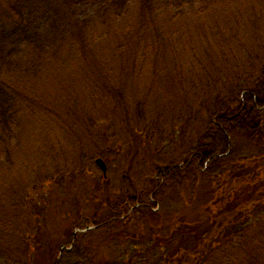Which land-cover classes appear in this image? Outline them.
Here are the masks:
<instances>
[{"label": "rangeland", "instance_id": "1", "mask_svg": "<svg viewBox=\"0 0 264 264\" xmlns=\"http://www.w3.org/2000/svg\"><path fill=\"white\" fill-rule=\"evenodd\" d=\"M190 19L183 30H173L177 33L165 44L170 60L152 63L175 72L168 76L153 75L152 70L139 73L145 66L133 70L132 61L125 77L114 82L120 88L130 82L135 88L125 97V106L114 100L121 106L119 113L111 114L108 108L95 112L97 107H90L85 114L83 105L91 102L90 98L85 100V92L73 96L69 87L65 92L58 91L60 104L74 110L70 116H92L91 122H97V133H91L92 127L74 122L67 124L63 132L64 127L37 121L31 143L23 142L13 148L18 153L11 156L13 164L6 163L0 171V264H55L63 246L70 249L72 234L84 227L85 219L104 215L124 186L132 194L136 184L156 176L157 167L164 166L167 160L181 162L198 145L190 116L193 108L202 110L200 119L212 116L216 102L213 100L217 98L213 89L225 90L232 83L251 87L255 77L264 73V0H241L227 13ZM173 39L176 40L171 42ZM178 59L184 67H175ZM210 73L215 76L205 78ZM171 89L174 94L168 92ZM232 152L235 163L206 191L217 195V188L225 184L226 197L243 207L250 200L254 203L252 212L244 214L237 227L232 214L221 210L227 208L223 205L215 217H209L212 224L205 222L194 232L187 229L183 235L172 236L169 241L174 242L173 264H180V256L196 255L202 249L201 238L207 236L209 243L220 235L227 236L221 240L228 241L227 247L215 259H211L210 250L206 251L210 255L206 254L202 264H264V144L244 150L237 142ZM97 158L108 164L105 181L95 165ZM211 197L201 192L200 204ZM168 203L173 206L170 216L165 220L148 218V224L161 222L162 228L171 230L182 219L197 224L195 215L201 217L207 205L191 212L190 208L184 211L185 204L171 197ZM161 208L158 212H163ZM140 222L146 219L141 218ZM245 222L249 224L243 229ZM136 228L130 224L133 236H137ZM125 230L126 227L118 228L114 235ZM232 235L233 240L229 241ZM103 239L113 240L107 234L98 238L99 243L92 241L93 264H118V245L113 252L100 244ZM81 251L83 254L84 246ZM150 251L147 257L152 255ZM64 264L69 263L66 260Z\"/></svg>", "mask_w": 264, "mask_h": 264}, {"label": "trees", "instance_id": "2", "mask_svg": "<svg viewBox=\"0 0 264 264\" xmlns=\"http://www.w3.org/2000/svg\"><path fill=\"white\" fill-rule=\"evenodd\" d=\"M239 2L241 0H0V171L6 163L13 164L11 156L18 154L13 148L23 142L31 143L37 121H49L50 126H61L59 129L64 127L63 132L67 124L74 122L92 127L91 133H97L94 127L97 122H91L94 121L92 116L83 115L78 119L70 116L74 110L60 104L58 91L64 89L65 92L69 87L73 96L85 92V100L91 99L89 104L83 105L85 114L90 107H97L95 112L108 108L111 114L119 113L117 109L121 106L114 100L124 102L125 106L128 100L125 97L135 88H131L130 82H125L123 88L114 82L125 77L132 61L135 62L133 70L145 66L139 73L152 70L156 76L171 75L175 69L152 63L170 60L165 44L177 33L173 30L177 27L183 30L191 17L227 13ZM178 60L175 67H184ZM214 76L210 73L205 78ZM250 86L245 88L232 83L225 90L213 89L217 98L213 100L216 102L212 116L200 119L202 110L198 108H193L190 116L197 130L198 145L181 162L167 160L164 166L157 167L156 176L144 184H136L132 194L124 186L122 192L113 197L104 215L85 219L82 229L90 225L94 229L76 236L72 234L69 245L73 242V249L64 250L55 264H64L66 260L69 264H93L92 241L107 234H111L113 240L103 239L100 244L112 251L118 245V264H173L171 237L183 235L187 229L194 232L205 222L212 224L209 217H215V212L223 205L227 208L221 210L229 211L236 220H232L234 226L238 227L244 214L252 212L254 203L248 200L243 207L230 196L226 197L225 184L217 188L219 194L214 196L206 190L235 163L234 143L241 142L244 150L252 149L254 144L261 147L264 144V73L255 77ZM168 92L173 93L172 89ZM237 175L240 173L233 176ZM103 180L106 179L103 177ZM201 192L205 196L212 195L206 206L200 204ZM170 197L185 204L184 211L190 208L193 212L204 206L201 217L197 214L193 219L198 223L182 219L172 230L162 228L161 222L148 224V218L165 220L170 216L168 213L173 208L168 203ZM161 206L163 212H158ZM141 218L146 222H140ZM130 224L138 226L137 236L129 231ZM248 224L245 222L243 229ZM122 227L126 230L114 235L115 230ZM205 235L206 230L202 233L203 237ZM233 235L229 241L233 240ZM224 237L227 236L220 235L209 243L207 236L201 238L202 249L189 258L180 256V264H202L206 254L210 255L206 253L208 250L211 259L217 258L218 252L227 247L228 241H221ZM149 251L152 255L148 258Z\"/></svg>", "mask_w": 264, "mask_h": 264}, {"label": "water", "instance_id": "3", "mask_svg": "<svg viewBox=\"0 0 264 264\" xmlns=\"http://www.w3.org/2000/svg\"><path fill=\"white\" fill-rule=\"evenodd\" d=\"M97 166L102 170L104 176L107 177V165L103 159L99 158L96 160Z\"/></svg>", "mask_w": 264, "mask_h": 264}, {"label": "flooded vegetation", "instance_id": "4", "mask_svg": "<svg viewBox=\"0 0 264 264\" xmlns=\"http://www.w3.org/2000/svg\"><path fill=\"white\" fill-rule=\"evenodd\" d=\"M88 222H90V221H88ZM93 226V225H92ZM94 227V226H93ZM74 234V233H73ZM74 236H76L75 234H74ZM70 247H72L71 249H73V242L71 243V246ZM70 249V250H71ZM66 250H68V249H66ZM64 251V250H63ZM63 251H61V253H63Z\"/></svg>", "mask_w": 264, "mask_h": 264}]
</instances>
